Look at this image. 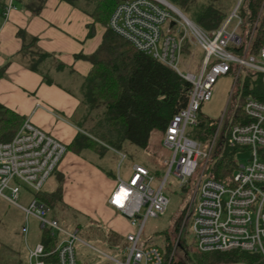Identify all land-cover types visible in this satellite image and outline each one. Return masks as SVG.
I'll return each mask as SVG.
<instances>
[{
    "label": "built area",
    "instance_id": "built-area-1",
    "mask_svg": "<svg viewBox=\"0 0 264 264\" xmlns=\"http://www.w3.org/2000/svg\"><path fill=\"white\" fill-rule=\"evenodd\" d=\"M11 8L10 1L4 14ZM107 25L136 49L170 67L191 84L186 104L171 117L164 130V145L171 150V156L163 161L164 176L153 186V173L133 164L127 179L118 178L107 199L132 227L125 235L124 258H110L115 264H164V247L141 237L146 220L167 209L169 198L163 189L170 177L179 190L188 194L170 257L177 250L184 253L185 234L189 232L200 252L240 250L264 257V101L246 97L243 108L247 121L229 120L227 126L229 106L216 120L201 112L221 76L231 74L234 79L229 101L245 69L260 72L264 82V46L256 56L237 55L228 46L239 44L240 38L227 30L226 24L209 33L167 0H121L113 8ZM186 40L203 51L195 70L186 67L183 60ZM201 117L214 131L198 139L187 134L186 128L197 127ZM218 135L226 145L252 153L247 163L236 161L232 176L225 182L215 180L207 172ZM65 151L63 143L28 121L22 123L10 140H0V197L23 213L21 233L26 264H52L46 259L51 254L56 258L55 264H78L74 248L79 240L77 229L61 226L51 207L34 195L43 188ZM21 191L27 193L25 204L20 203ZM30 218L36 220L39 233L47 229L52 237H57L52 251H45L38 239L33 244L29 242Z\"/></svg>",
    "mask_w": 264,
    "mask_h": 264
},
{
    "label": "trees",
    "instance_id": "trees-1",
    "mask_svg": "<svg viewBox=\"0 0 264 264\" xmlns=\"http://www.w3.org/2000/svg\"><path fill=\"white\" fill-rule=\"evenodd\" d=\"M3 1L0 0V6ZM65 1L75 3L76 0ZM87 1L93 5L91 13L94 20L107 23L113 8L121 0ZM167 1L182 10L192 7L195 0ZM237 1L208 0L206 6L193 16L192 21L201 29L213 32L229 17ZM229 23H231L229 29L236 25L234 32L240 38V43H230L228 49L237 55L245 53L247 57L256 56L264 46V0H241L235 16ZM18 34L22 40L21 51L29 52L28 54L31 51L27 65L33 70L43 72V63L49 59L50 54L37 48L35 37H29L24 31H19ZM88 34H92V28ZM196 48L190 46L187 40L184 42L183 60L188 62L186 58L191 59L194 62V68H191L193 70L200 65L203 57L196 60ZM85 58L92 66L84 79L81 103L86 107L88 118L94 123L88 130L91 136L79 132L66 146V149L74 153L91 149L98 141L115 150H121L124 143L144 148L151 132L156 129L164 132L171 117L187 102V95L191 89V84L187 80L170 67L136 49L110 28L105 30L96 51ZM44 77L46 75H43ZM248 96L264 101V82L261 73L251 69H245L237 79L229 101L231 113L225 120V126L229 120L232 123L247 121L243 106ZM24 120L22 115L0 107V140H10ZM213 131L214 128L208 127L207 120L201 117L191 136L203 139L204 134ZM100 148L102 149V146ZM238 150V147L226 145L218 135L207 168L210 176L221 182L232 176ZM34 195L47 203L53 212L55 206L61 204V198L57 193L41 189ZM57 215L59 213L53 214L63 226L64 223ZM37 237L47 252L56 246L57 237H52L47 229L42 230ZM164 237L160 238V242L168 241L170 238L167 234ZM152 243L164 247V264H187L184 259L175 258L174 255L170 257L172 245L164 242ZM185 249L188 254L189 250L192 251V255H189L192 264H264V257L259 253L240 250L200 252L188 245ZM46 259L51 260L52 264L56 262L54 254L48 255ZM78 264L92 263L79 256Z\"/></svg>",
    "mask_w": 264,
    "mask_h": 264
},
{
    "label": "crops",
    "instance_id": "crops-1",
    "mask_svg": "<svg viewBox=\"0 0 264 264\" xmlns=\"http://www.w3.org/2000/svg\"><path fill=\"white\" fill-rule=\"evenodd\" d=\"M10 1L13 8L4 14ZM79 1L4 0L0 6V107L22 115L24 121L65 147L79 132L91 136L88 130L94 122L81 103L84 79L92 66L85 56L96 51L108 28V21L94 20L90 1ZM233 10L218 29L226 24L227 30L234 31L236 25L229 29ZM19 31L35 37L37 48L50 54L43 63V72L27 65L31 51L30 54L21 51ZM93 145L80 153L66 149L42 190L57 193L61 198L53 214L63 210L92 218L116 239L127 242L125 235L132 227L107 199L118 178L127 179L132 165L140 163H133L123 177L117 168L118 151L99 141ZM26 263L21 228L16 237L0 234V264Z\"/></svg>",
    "mask_w": 264,
    "mask_h": 264
},
{
    "label": "rangeland",
    "instance_id": "rangeland-1",
    "mask_svg": "<svg viewBox=\"0 0 264 264\" xmlns=\"http://www.w3.org/2000/svg\"><path fill=\"white\" fill-rule=\"evenodd\" d=\"M81 1V2H80ZM79 3L83 1L80 0ZM208 0H195L192 7H186L180 10L185 16L190 20L193 16L203 9ZM174 32V29H173ZM190 46L197 47L190 43ZM196 60H199L203 56V51L197 47L196 48ZM186 67L194 68V62L191 59H187ZM193 70V69H192ZM234 83V79L231 74L221 76L213 86L212 96L209 101L204 102L201 108V112L208 119H219L222 115L224 109H228L229 103V93ZM197 127L191 129L186 128V133L190 134L196 130ZM164 132L161 130H153L150 134L147 146L144 148H138L131 143H124L121 146V150L116 149L120 156H118V166L121 175L124 177L128 175L130 166L138 162L141 165L146 166L153 173L155 180L153 186L158 184L165 172L166 167L163 166L164 160L171 156V150L164 145ZM236 161L238 163H247L250 159L252 153L249 150H238L236 152ZM124 154L125 158L121 155ZM105 162L111 163L110 160ZM104 162V163H105ZM6 193L7 190L5 191ZM164 194L169 198V204L164 213L157 217H149L146 222L142 233V239L147 240L152 243H168L174 245L177 235V225L181 221L183 214L181 213L182 208L186 204L188 194L184 190H179L175 181L170 177L166 183L164 189ZM20 203L25 204L27 193L21 191ZM62 213V214H61ZM57 217L64 223L69 230L77 229V240L74 243V248L76 251L77 258L79 256L84 257L87 261L92 264H115V262L110 258L123 259V250L127 246V242L124 240L116 239V237L102 226L94 223V219L81 217V215L72 214L71 211H61ZM23 222V213L20 208L14 204L8 202L4 198L0 197V229L1 236L4 232L7 235H12L16 237V233L20 232V228ZM99 224V223H98ZM163 231V232H162ZM162 232V233H160ZM37 222L35 219L30 218V232L28 234V239L31 244L36 242L38 236ZM167 234L170 238L168 241H161L160 238H165L164 235ZM159 236H162L159 238ZM185 243L189 247L196 249L192 244V233L185 234ZM164 245V244H163ZM192 249V250H194ZM5 251V250H4ZM177 250L174 253L175 258H181L187 261V264H192L189 259V255H192V251ZM80 254V255H79ZM188 256V257H187Z\"/></svg>",
    "mask_w": 264,
    "mask_h": 264
},
{
    "label": "water",
    "instance_id": "water-1",
    "mask_svg": "<svg viewBox=\"0 0 264 264\" xmlns=\"http://www.w3.org/2000/svg\"><path fill=\"white\" fill-rule=\"evenodd\" d=\"M240 1H241V0H238V1H237V3H236V6H235V8H234V10H233V13H234V12H235V10L237 9V7H238V5H239ZM233 13H232V14H233ZM236 38H238V36H237V35H236Z\"/></svg>",
    "mask_w": 264,
    "mask_h": 264
}]
</instances>
